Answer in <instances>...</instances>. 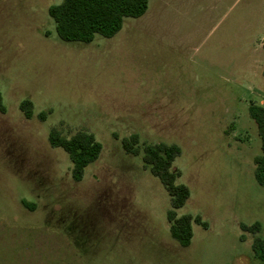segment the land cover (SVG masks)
<instances>
[{
	"label": "rangeland",
	"instance_id": "rangeland-1",
	"mask_svg": "<svg viewBox=\"0 0 264 264\" xmlns=\"http://www.w3.org/2000/svg\"><path fill=\"white\" fill-rule=\"evenodd\" d=\"M61 2L0 0V264H263L241 224L258 221L264 238L248 113L264 104V0H149L90 42L58 37L48 8ZM53 128L101 143L80 181L50 146ZM132 134L136 156L121 144ZM158 142L180 147L172 168L190 195L176 215L207 223L192 221L187 246L170 236V196L143 166V146Z\"/></svg>",
	"mask_w": 264,
	"mask_h": 264
},
{
	"label": "trees",
	"instance_id": "trees-1",
	"mask_svg": "<svg viewBox=\"0 0 264 264\" xmlns=\"http://www.w3.org/2000/svg\"><path fill=\"white\" fill-rule=\"evenodd\" d=\"M149 0H62L61 3L50 5L48 14L55 24L58 37L64 41L90 42L96 34L111 37L122 27L124 18H137L147 9ZM264 97V89H263ZM19 109L26 118L33 116L32 101L24 98L19 103ZM0 111L4 112L2 95L0 92ZM248 113L255 122L260 137L261 153L254 157V178L264 187V104L252 102L248 105ZM44 118L43 113H39ZM48 142L51 147L63 149L72 164L71 177L80 181L85 168L97 160L102 149L101 143L94 135L85 130H79L70 137H63L53 128L48 133ZM138 135L132 134L123 137L122 148L126 153L139 155L140 149L136 145ZM142 162L150 173L157 177L170 196V207L167 218L170 221L169 233L172 239L181 246L190 244L193 232L192 221L207 227V223L200 216L190 214L176 215V209L182 207L190 195L189 188L176 181L180 175L172 168L174 158L180 153V147L174 143L158 142L146 144L142 148ZM24 206L34 208L33 203L21 200ZM241 228L255 234L252 243L253 258L264 264V238L257 236L261 225L258 221L250 226L241 224Z\"/></svg>",
	"mask_w": 264,
	"mask_h": 264
}]
</instances>
